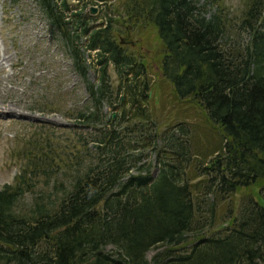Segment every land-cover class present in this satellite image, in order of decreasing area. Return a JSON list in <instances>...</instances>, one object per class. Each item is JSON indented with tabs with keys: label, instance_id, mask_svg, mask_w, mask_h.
I'll return each mask as SVG.
<instances>
[{
	"label": "trees",
	"instance_id": "trees-1",
	"mask_svg": "<svg viewBox=\"0 0 264 264\" xmlns=\"http://www.w3.org/2000/svg\"><path fill=\"white\" fill-rule=\"evenodd\" d=\"M76 1L83 6L71 0L38 3L92 101L76 113L78 122L101 127L80 141L86 147L81 155L61 156L47 146L29 152L15 182L0 189V264H149L146 252L157 245L163 248L152 257L154 264H264V0H245L234 18L222 0L202 6L198 0L122 3L127 26L157 30L169 97L198 107L211 137L206 146L193 136L182 141L190 137L183 123L175 130L163 120L150 121L144 108L149 93L140 84L144 65L137 66L113 35L122 15L90 25L86 6L107 0ZM242 30L249 33L246 44L226 49L225 40ZM95 50L93 83L85 54ZM110 65L118 79L131 76L116 88L123 94L118 103L129 109L122 106L105 120L103 104H113ZM127 121L139 133L135 140L127 137L131 126L119 128ZM145 148L153 160L142 161ZM191 175L200 179L193 182ZM40 177L45 189L61 187L56 198L40 191L25 207L17 206ZM251 188L222 232L209 233L217 202ZM207 194L211 202L204 200ZM190 233L200 235L184 249Z\"/></svg>",
	"mask_w": 264,
	"mask_h": 264
},
{
	"label": "rangeland",
	"instance_id": "rangeland-1",
	"mask_svg": "<svg viewBox=\"0 0 264 264\" xmlns=\"http://www.w3.org/2000/svg\"><path fill=\"white\" fill-rule=\"evenodd\" d=\"M74 1L72 0L71 3L76 5ZM198 1V5L202 6L206 0ZM244 1L222 0V3L234 18L244 9ZM122 3L124 0H108L107 5L93 2L84 9V13H89L90 7L97 8L98 12L93 15L94 20L90 25L98 24L107 15H122L118 18L113 35L122 43L125 53L133 56L137 66L140 62L144 65L141 69L146 76L143 84H140L145 86L149 93V101L144 108L150 113V121L163 120L167 126L174 125L175 130L178 124L183 123L190 137L181 136L182 141L189 140L193 136L196 143L201 141V146H206L204 143H210L211 137L209 139L210 134L204 128L203 117L198 107L186 102L182 104L173 102L172 97H169L172 95L171 84L160 72L161 46L157 30L149 24L138 25L135 28L127 26L123 21ZM78 5L83 6L77 4V8ZM210 12H213V9L209 8L207 17ZM236 22L238 21H235V25ZM248 39L249 33L242 30L236 39L225 40L226 49H231L233 43L245 45ZM95 52L96 50L91 51L89 56H86L88 52L85 54L88 66L87 79L93 83L97 75V71L92 66ZM109 75L113 104L104 102L101 110L105 114V120L115 111L121 112L122 106L125 110L129 109L128 105L118 103V99L123 97V94L117 92L116 88L119 84L124 86L123 82L125 83L127 77H131L130 74L122 75L118 79L114 66L110 65ZM90 101L87 87L74 68L67 46L39 7L38 0H15V2L0 0V189L5 184L15 182L21 167L29 161L27 154L39 150L40 147H50L61 156L83 154L86 147H83L80 141L89 139L91 134L97 133V129L101 127L98 125L94 129L93 126L78 122L76 118L78 111L89 104L91 106L92 101ZM132 123L134 122H121L119 128H127ZM131 127L127 137L129 140H135L136 134L139 133L133 126ZM191 143L194 144L193 140ZM90 148L92 147L89 144L87 149ZM150 158L153 160L155 154L148 149L142 154L141 159L144 162ZM156 171V168H152L153 176ZM190 177L194 179L193 182L200 179L194 178V175ZM43 181L40 177L37 186L31 192H27L17 206L25 207L40 191L45 193L44 197L49 193L50 199H55V190L61 187L45 189ZM250 193L253 194L252 188L240 189L218 201L217 219L215 218L213 227L209 228V233L222 232L224 227L222 224L237 214L246 195ZM202 196L204 197L203 193L200 197ZM205 196L206 202L214 199L212 195ZM199 235L188 234L185 248H182L187 249ZM162 248L163 246L157 245L146 252L149 264H154L152 257Z\"/></svg>",
	"mask_w": 264,
	"mask_h": 264
},
{
	"label": "water",
	"instance_id": "water-1",
	"mask_svg": "<svg viewBox=\"0 0 264 264\" xmlns=\"http://www.w3.org/2000/svg\"><path fill=\"white\" fill-rule=\"evenodd\" d=\"M89 13L91 14V15H96L97 14V8H95V7H90L89 9ZM101 22V21H100Z\"/></svg>",
	"mask_w": 264,
	"mask_h": 264
}]
</instances>
